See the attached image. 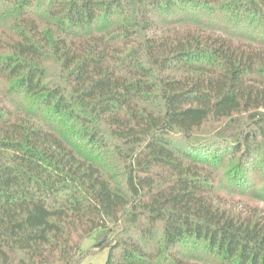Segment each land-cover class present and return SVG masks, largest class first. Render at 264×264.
Listing matches in <instances>:
<instances>
[{
    "label": "trees",
    "instance_id": "trees-1",
    "mask_svg": "<svg viewBox=\"0 0 264 264\" xmlns=\"http://www.w3.org/2000/svg\"><path fill=\"white\" fill-rule=\"evenodd\" d=\"M264 264V0H0V264Z\"/></svg>",
    "mask_w": 264,
    "mask_h": 264
},
{
    "label": "rangeland",
    "instance_id": "rangeland-1",
    "mask_svg": "<svg viewBox=\"0 0 264 264\" xmlns=\"http://www.w3.org/2000/svg\"><path fill=\"white\" fill-rule=\"evenodd\" d=\"M82 248L88 250V254L80 264H104L108 258L109 249L99 246L95 235L87 238Z\"/></svg>",
    "mask_w": 264,
    "mask_h": 264
}]
</instances>
